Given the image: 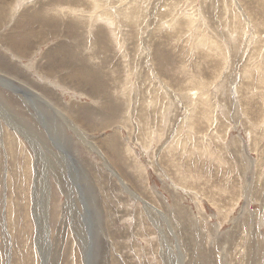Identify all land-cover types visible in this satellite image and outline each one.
<instances>
[{"label": "rangeland", "instance_id": "1", "mask_svg": "<svg viewBox=\"0 0 264 264\" xmlns=\"http://www.w3.org/2000/svg\"><path fill=\"white\" fill-rule=\"evenodd\" d=\"M17 1L22 4L19 12L22 6L37 7L39 2L51 0ZM59 1L58 7L64 9L75 0ZM129 3L139 13L136 23L142 21L139 28L135 24L123 26L117 15L116 9ZM109 5L115 7L112 10L116 15L113 16ZM92 13L97 16L94 22L90 20ZM82 15L89 20L91 31L95 32L97 25L105 29L98 31L107 33L112 49L109 54L114 56L112 63L119 72L118 78L130 71L136 85L148 84L146 97L155 95L158 105L161 99L165 102L162 107L166 108L168 121L164 118L160 123V117L151 119L148 114L155 129L147 146L152 150L141 145L145 135L137 127L120 132L118 144L121 146L122 135H127L132 153L144 172L138 177L141 171L133 169L132 156H127L128 161L122 166V163L118 165L121 161L114 162L117 177L109 171L111 164H105L97 150L89 149V152L72 140L74 133L69 127L62 124L66 132L53 129L58 127L59 116H55V121L52 113L40 115L44 129L47 132L51 129V133L33 135V141L25 139L24 134L23 139L25 150L34 158L39 155L37 174L33 172L27 180L31 187L26 195L30 204L23 193L8 198L14 180L0 175V264H195V260L201 264L199 255L209 264H249V261L264 264V0H100L99 8H91ZM112 16L116 19L114 24ZM170 17H181L183 21L189 17L177 32L181 34L175 37L168 34L172 26H167ZM141 27L144 28L140 30ZM132 28L139 29V37ZM45 29L53 37L63 33L64 38L58 40L74 45L64 26ZM56 41L48 37L47 43L39 45L36 60L41 51ZM213 42L216 51L210 45ZM85 44L84 51L91 46L87 41ZM148 52L152 53L157 75L152 66L147 67ZM93 62L97 67L102 65L101 57ZM148 69L152 75L164 79L166 90L156 92L157 80L154 81ZM69 71L68 66L60 68L66 75ZM40 79L51 83L50 77ZM64 80L66 85L58 90L60 95L62 88H69L68 94L74 96L64 94L62 101L95 106L83 96L76 97L82 90ZM140 90L141 87L137 88ZM189 112L200 115L199 132L196 124L189 127L188 118L192 114ZM90 130L89 136L96 139V133ZM103 130L102 135H108L114 129ZM165 145H172L170 156L165 151L161 153ZM163 154L165 158L161 157ZM172 155L176 163L170 161ZM6 159V156L0 159V169L11 166L12 160L5 164ZM22 165L21 161L17 163V167ZM128 165L136 173L128 174ZM94 170H101L107 181L96 179ZM122 174H128V179ZM143 200L156 207L158 215L153 212L148 216L141 207ZM174 200L176 207L181 205L186 212L180 222L173 210ZM25 203L29 218L24 210H17ZM6 215L10 218L7 231L1 223L7 220ZM14 217H18L17 224ZM150 218L156 223L152 225ZM252 228L256 235H252ZM242 235L247 237L242 239ZM249 241H255L254 246L259 243L258 254L255 249L250 251L258 257L255 260L251 254L241 262Z\"/></svg>", "mask_w": 264, "mask_h": 264}, {"label": "bare ground", "instance_id": "2", "mask_svg": "<svg viewBox=\"0 0 264 264\" xmlns=\"http://www.w3.org/2000/svg\"><path fill=\"white\" fill-rule=\"evenodd\" d=\"M99 2L100 0H75V1L70 2L72 4H67V6H65L63 9L62 7H58L57 5V4H61L59 0H51V1H48L47 3L39 2L40 5H38L37 7L33 6L31 8H28V7L22 6L20 11L18 12L20 6L22 5L20 1L0 0V87L2 88L0 90V149H1L0 159L5 158L6 156L7 159L4 160L5 164L7 160L8 161L9 159L12 160L11 166L9 168L6 169L5 167L7 166H3V168L0 169V175L1 177L5 176L7 178L14 180V184H15V186L12 188L10 186L11 191L8 190L10 191L8 193L9 194L8 198L13 197L14 194H16V197H18L20 193H23L25 195V201L30 204L29 195L26 197L28 190L31 189L27 180L30 179L33 172L37 174L36 165L39 160V157H38L39 155L38 154H37L38 156L35 155V158L34 156H31L29 152L25 150L26 146L23 142V139H24V136L26 135L27 137L25 136V139L27 138L29 140L30 138V140L33 141L32 140L33 135L38 137V135H40L41 133L44 136H48V133L49 132L51 133L52 130L49 129V131L47 132L41 123L40 115L42 114L48 115L52 113L54 114V118L55 116H59L60 119H58V127L56 128L55 126H53V129L54 130L57 129L63 132L64 127L65 128L69 127V129L72 130V132L74 133L71 136L72 140L75 143L77 142H79V144L81 143L82 146L85 147L87 150L89 149L97 150L95 152L98 155H100V157H103L104 160H106L105 164L107 163L111 164L109 165V167L112 170L110 169L109 171L112 172L114 176L118 177V174H119V173L117 174L116 172L117 168H116L115 163L121 161L120 163H118V165L122 163L120 165L122 166L123 164H125V161L126 162L128 161L126 160L127 156H132L131 159L134 162L133 166L135 167L133 169L137 170L138 172L139 170L141 171L140 173L137 174V176L139 177L143 175L144 171L142 169V165L140 164L136 155L132 153L133 150L129 145L128 137H126L127 135L126 136L122 135L123 143L121 144V146L118 144V136L121 131H124L125 129L129 131L131 130V127L135 126L137 127L139 132H143L145 135V138L144 137L142 138V141L144 143L141 145L142 146L144 145L143 147L145 148V150L149 149L147 148V146L148 145L150 146V139L153 136L155 129L153 128L154 120L152 123H150L148 114H151V117H152L151 119H153V116H156V117H160L159 119L160 123L163 122L164 118L165 119L167 118L166 108L162 107V105H164L165 102L163 104L161 102L162 100L161 99L160 105H158L155 95L153 96L150 95L146 97L147 94L145 95V90L147 91L146 86H148V84L145 86L139 82L140 84L136 85L134 83L135 81L133 82V78H134L132 77L133 73H131L130 71H127V73H125L123 77L121 74V78H118L117 73L119 72L118 70L115 69V64L112 63L114 56L111 54L112 57H110V54H109V52L110 53L112 52V49L110 46V41L107 36V33L98 31V29H102L104 31L105 29L97 25L96 31L95 32L91 31L89 29V26H90L89 20L84 19L82 15L83 12H87V13L90 12L91 8H93V10L95 7L99 8ZM109 6H110V11L113 14V16L116 15L115 10H112L115 7L112 5H109ZM117 6H121V4ZM116 10H117V15L120 16L121 18L120 20L122 21V23L121 22L120 23L123 24V26H129V25L135 24V26H138L139 28V26L142 24V21H141V23H138V25H136V23L138 22L139 13L135 11L134 5L129 3L127 6L119 7ZM79 11L80 13L78 14ZM105 16H107L108 18L109 15H105ZM113 16H112V24H114V22L116 23V19ZM96 18L97 16L92 13V15L90 16V20L94 22ZM170 18L171 19L169 20L167 26L169 25H172V26L168 28L169 29L168 34L172 37H175L176 34H178L177 32L180 26L184 23V21L189 20V17H187V19H185L184 21L183 19H181V17L180 18L177 17V19L174 17H170ZM161 23H158L157 26H160ZM112 24L110 25L108 23L109 26H114ZM54 25L64 26L66 34H69V37L74 41V45L68 44V42H66L65 40H58L60 38H64L63 33H61L60 36L53 37L52 32L45 29L46 27H49V26L53 27ZM186 25H187V22H186ZM81 28H85V31H82ZM133 28L132 30H136V35H138L137 37H139V34H140L139 29L137 30ZM142 28L144 27H141L140 30H142ZM183 28L184 27H182V29ZM48 37H51V39H57V41L54 44L45 48L43 51H41L39 54L38 60H36V57H37L36 52H37L39 45L47 43ZM86 41L89 42L91 46L89 47L90 50L86 49V51H84V47H86V44H85ZM210 45L213 47L212 50H215L214 48L217 47L216 42H213L212 44L210 43ZM157 48L159 49L160 47H157ZM160 50L165 55L168 54L162 49ZM200 54H202V52ZM147 56H149V61H150L149 63L145 62L147 63V67L149 68L152 66L153 68L151 67V70L152 71L154 70L156 75L159 74V72H156L157 69L154 68L153 60H152V53L148 52ZM98 57H101L102 65L101 66L99 65L97 67L94 64L93 60L94 58L96 59ZM220 57L221 59H223L222 54H220ZM224 58L226 57L224 56ZM24 60H29L32 62L24 64L22 62ZM209 60H212V59H209ZM65 66L70 67V71L67 75L63 72H60V68L65 67ZM151 70L148 69L150 76L154 78V81L157 80L156 88H155L156 92L158 93L159 89L162 92L163 88H165L166 90L167 86L165 85L166 82L163 81L164 79H159L158 76L156 77V75H152ZM6 71L12 73L14 76L7 74ZM40 77L45 80L46 78L50 77L49 81L51 83L43 82L40 79ZM258 78L260 81L261 78L260 77ZM64 79L68 80L70 83L75 84L76 87H79V89L82 90V93L79 96L76 95V97L83 96L84 98H87L95 106L89 107V105L83 104V102H80V101H67V102L62 101L60 99L61 96L62 97L65 96L64 94L70 95L68 94L69 88L67 90L66 89L63 90L62 88L61 95H60V91H58L62 86L66 85V84H63L66 82ZM133 86L136 87L135 91H134ZM140 87H141V90L137 91V88L140 89ZM55 92H58V93H55ZM70 96H74V95H70ZM18 100H21V102L19 103ZM189 113L190 114L192 113L191 116L188 118L189 127L191 128V126L196 124L198 127L197 132H199L201 128L199 124L201 123V120H202L200 119V115L197 113H194L193 115V112H189ZM134 116H135L134 118L135 123L132 120ZM205 118L207 119L206 115H205ZM212 118H213V115H212ZM161 119L163 120L161 121ZM59 120H62L63 123L61 121L59 122ZM55 121H56V118H55ZM62 124L64 125V127L62 126ZM164 127H165V124H164ZM105 128H110V129L112 128L114 130L112 133L108 135H102V132H104L103 129ZM88 130H90L92 133H96L97 138L93 140L92 139L93 137L91 138L89 136ZM169 147L163 148V151L161 153H164L165 151L167 153L166 155H169L172 145ZM149 150H152V149H149ZM160 154H158V156ZM111 156H112V161L110 158ZM113 157H116V158L113 159ZM159 157H157V159ZM161 157H164V154L161 155ZM171 157L172 159H174V161L171 159ZM171 157H170V161L172 163H176V158L173 155ZM19 161L23 163L21 167H17V163ZM29 164H32V167L29 166ZM127 167L128 169H126V172L128 174L129 173L131 174V172H135V171H132L131 165L130 166L128 165ZM113 168H116L115 169L116 171H113ZM93 173L95 174L96 179H101V180L103 179L105 181H107L108 179L105 174H102L103 172L101 170H94ZM128 174L126 175L122 174L123 175L122 177L127 180L128 179L127 176H129ZM123 183L124 182H122V185ZM101 185H103L102 181H101ZM245 186L247 188L248 183H246ZM228 188L229 186L227 187V189ZM233 188L234 187H232V189ZM227 189H225V191ZM248 189H250V186ZM107 192L109 191H106V193ZM249 194L251 195V193ZM231 198L233 197L231 196ZM8 201L10 200L8 199ZM143 201H144L143 206L141 207H143V210L146 212L148 216L149 214H152L153 212H156V214L158 213L157 212L158 210L156 209V207L151 205V203H149L146 200H143ZM174 201H175V205L173 207H175V209L173 210L176 213L175 215H177L176 218L180 222V219L181 218L183 219L185 217L186 212L181 205H178L176 207L177 205L176 200ZM248 202H249V199H248ZM27 203L24 204V207L18 206L17 208V210H24V213L26 216L29 215V212H28L29 210H27L28 208ZM8 204L9 202L7 203V205ZM6 216H7V220H4V223L3 222L1 223L3 224V229L7 231L10 218L8 217V215ZM14 218H15L14 224L15 223L17 224L18 217H14ZM19 220H20V217H19ZM152 220L150 218L151 222H153ZM158 220H160V218H158ZM23 222L27 223L24 220ZM155 223L153 222L152 225ZM5 227L7 229H5ZM248 229L247 231L249 233ZM250 231L251 233H253L252 235L254 234L256 235L255 233L256 230L254 231V228H252ZM244 236L242 239H245ZM241 240H239V242ZM254 242L253 243L251 242L253 245H251L250 241L249 243L247 242L248 243L247 246L246 244H244L246 242L242 243L246 246V248H245V251H243L242 253L241 257H243V259L241 262L244 261L245 256H250L251 254L253 258L258 257L250 252L253 249H255L256 252L255 251L254 252L257 253V250L259 249V243L256 244V246H254ZM197 258L201 264L210 263V261L208 262L206 259L203 258L202 255H199ZM194 263L199 264L197 263V260H195ZM248 263L252 264V261H249ZM253 264L255 263L253 262Z\"/></svg>", "mask_w": 264, "mask_h": 264}]
</instances>
